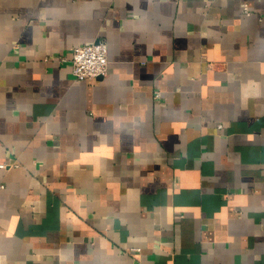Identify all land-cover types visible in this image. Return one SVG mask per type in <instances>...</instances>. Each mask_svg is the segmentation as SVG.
<instances>
[{
  "label": "crops",
  "instance_id": "0c3cea01",
  "mask_svg": "<svg viewBox=\"0 0 264 264\" xmlns=\"http://www.w3.org/2000/svg\"><path fill=\"white\" fill-rule=\"evenodd\" d=\"M0 264H264V0H0Z\"/></svg>",
  "mask_w": 264,
  "mask_h": 264
},
{
  "label": "built area",
  "instance_id": "2783aa9c",
  "mask_svg": "<svg viewBox=\"0 0 264 264\" xmlns=\"http://www.w3.org/2000/svg\"><path fill=\"white\" fill-rule=\"evenodd\" d=\"M246 10L249 11L246 5ZM108 43L101 38L91 43L77 44L73 47L71 68L77 80H89L104 76L109 70ZM160 95V90L156 91ZM1 166H6L2 163Z\"/></svg>",
  "mask_w": 264,
  "mask_h": 264
}]
</instances>
